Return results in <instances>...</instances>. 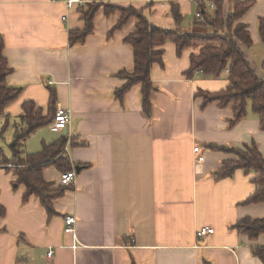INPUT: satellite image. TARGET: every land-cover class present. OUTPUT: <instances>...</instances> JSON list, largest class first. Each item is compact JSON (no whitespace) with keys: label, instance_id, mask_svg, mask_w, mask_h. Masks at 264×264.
<instances>
[{"label":"crops","instance_id":"0c3cea01","mask_svg":"<svg viewBox=\"0 0 264 264\" xmlns=\"http://www.w3.org/2000/svg\"><path fill=\"white\" fill-rule=\"evenodd\" d=\"M84 1L82 6L136 7L166 29L176 27L174 4L183 17L182 30L203 23L197 22L203 21L201 8L212 10V0ZM223 1L227 13L234 0ZM254 1L241 18L254 46L242 48L264 77L259 32L264 0ZM74 6L66 0H0V34L13 68L7 81L22 89L7 114L19 118L27 100L47 111L48 87L54 86L56 108L69 109L72 119L61 132L47 125L51 134L43 140L66 136L64 153L73 168H81L71 188L53 201L55 215H50L40 198L25 197L26 186L16 183L12 165L0 166V264H264L252 251L264 245V232L253 238L234 228L247 216H264V202L244 203L255 190L252 174L238 169L231 177L217 175L247 144L255 143L264 156V130L250 103L237 122L233 104L203 105L200 90L214 93L229 83L227 71L187 74L191 56L207 43L198 41L181 54L173 42L163 45L165 63L151 69L155 89L149 117L141 84L123 99L114 93L124 83L116 73L134 68V48L125 38L136 31L138 19L132 16L116 27L121 13L107 14L102 6L93 32L84 43L71 45L69 31L85 26L82 6ZM45 127L27 138L26 152L42 148L32 140ZM61 175L55 165L44 170L47 181L57 183ZM70 214L77 219L75 235L65 231ZM203 226L215 232L197 237Z\"/></svg>","mask_w":264,"mask_h":264},{"label":"trees","instance_id":"16d2710c","mask_svg":"<svg viewBox=\"0 0 264 264\" xmlns=\"http://www.w3.org/2000/svg\"><path fill=\"white\" fill-rule=\"evenodd\" d=\"M210 12L200 9L198 12L203 18L201 27L211 29L209 33L200 31L199 27L194 31L180 28L183 17L178 5L172 8L173 17L176 19V27L162 28L152 24L143 10L133 6H117L113 4L87 3L80 8L85 26L69 31L71 45L84 43L89 34L94 30V15L104 6L107 14L119 11V27L134 16L138 19L137 29L130 33L125 40L134 48L133 70H121L116 76L123 79L124 83L114 89V93L123 99L126 91L136 84H141L142 107L150 117L152 114V95L155 89L151 77V69L155 63L164 65L163 45L171 41L177 47L178 54L198 41L207 43L198 54L191 56V67L187 74L192 76L194 72L202 71L207 76H221L227 71L229 75L228 85L220 91L200 90L198 96L203 97V105L217 101L222 106L233 104V122L241 120L247 112L249 103L255 114L261 119V128L264 130V77L257 74L247 59L242 45L253 46L251 30L247 23L241 21L243 14L254 4V0H234L227 13L224 11L223 0H212ZM259 32L264 44V18L259 20ZM5 41L0 34V138L9 128L10 116L6 108L20 97L22 89L12 86L7 81L13 68L9 66L4 52ZM50 100L47 111L37 106L33 100L23 103L22 114L19 121L15 122V130L12 142L9 144L10 156L6 155L0 147V166H11L17 176L16 183L26 186L25 197L34 195L40 198L50 215H55L53 201L70 189L73 183L64 184L59 181H47L44 170L48 166H56L64 172L73 170L68 155L64 153L68 138L64 135L52 143L43 142L42 148L35 153L25 151L27 138L39 130L40 127L50 125L56 112L58 95L54 86L48 87ZM2 121H6L2 123ZM224 167L217 171L218 177H231L236 170L251 173V181L255 190L244 203L264 202V156L255 143L245 145L244 150L239 151L238 159L224 162ZM4 215V209L0 206V216ZM238 231L255 238L264 232V216L252 218L247 216L234 224ZM255 256L264 261V245L252 249ZM208 264H211L208 262Z\"/></svg>","mask_w":264,"mask_h":264},{"label":"built area","instance_id":"2783aa9c","mask_svg":"<svg viewBox=\"0 0 264 264\" xmlns=\"http://www.w3.org/2000/svg\"><path fill=\"white\" fill-rule=\"evenodd\" d=\"M85 3L84 0H66V4L67 6L73 8L75 7L74 5H78V6H82ZM213 5V4H212ZM199 15V13H198ZM56 112H55V116L53 119V122L51 123V128L52 131H57V132H61L65 129L68 128V126L70 125V121L72 119V114L71 111L69 109H64L61 107L56 108ZM67 149V148H65ZM197 152L200 151V149L198 147L194 148ZM203 159V157L201 156L199 158V161H201ZM76 174H77V170L74 168L73 170H69L68 172H64L61 177H60V181L61 183L64 184H70V183H74V180L76 179ZM65 221V231L68 234H73L75 235V230H76V216L73 214L67 215L64 219ZM215 232L214 228L211 226H203L201 229H198L196 232V236L199 238H203V236L209 235V234H213ZM53 251L50 250L47 253V256L52 257Z\"/></svg>","mask_w":264,"mask_h":264},{"label":"rangeland","instance_id":"374dc122","mask_svg":"<svg viewBox=\"0 0 264 264\" xmlns=\"http://www.w3.org/2000/svg\"><path fill=\"white\" fill-rule=\"evenodd\" d=\"M96 3H98V2H96ZM230 6H232V5H230ZM197 27H199L200 29V31H202V32H204V33H209V32H211L210 30L211 29H207V27H205V26H203V27H201L200 25H198ZM197 27L196 28H188V29H185V30H189V31H194L195 29H197ZM264 45V44H263ZM254 46V45H253ZM19 121V118H15V120L14 119H10L9 120V128L7 129V131L4 133V135H3V137L2 138H0V147H1V149H3V151H4V153L6 154V155H8V156H10V150H9V144H10V142H12V138H13V135H14V130H15V125H14V123L15 122H18ZM6 121H2V123H5ZM46 129H44L43 128V132H41L39 135H38V137H36V138H34L32 141H33V145L35 144V145H38V146H40V148H41V146H42V143H43V141L45 140H43V138H46L47 139V132L48 133H50L51 134V131H50V128H49V126H46L45 127ZM48 129V130H47ZM53 135V134H52ZM56 135V134H55ZM57 136H58V134H57ZM37 151V150H36Z\"/></svg>","mask_w":264,"mask_h":264},{"label":"water","instance_id":"95a60500","mask_svg":"<svg viewBox=\"0 0 264 264\" xmlns=\"http://www.w3.org/2000/svg\"><path fill=\"white\" fill-rule=\"evenodd\" d=\"M77 168V167H76ZM81 168H77V171H80Z\"/></svg>","mask_w":264,"mask_h":264}]
</instances>
